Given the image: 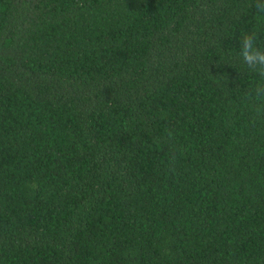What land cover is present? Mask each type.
Returning a JSON list of instances; mask_svg holds the SVG:
<instances>
[{"label": "trees", "instance_id": "trees-1", "mask_svg": "<svg viewBox=\"0 0 264 264\" xmlns=\"http://www.w3.org/2000/svg\"><path fill=\"white\" fill-rule=\"evenodd\" d=\"M254 0H0V264H264Z\"/></svg>", "mask_w": 264, "mask_h": 264}, {"label": "clouds", "instance_id": "clouds-1", "mask_svg": "<svg viewBox=\"0 0 264 264\" xmlns=\"http://www.w3.org/2000/svg\"><path fill=\"white\" fill-rule=\"evenodd\" d=\"M254 7L258 14L264 15V0H254ZM239 58L264 81V50L257 46L256 32H246L242 35ZM248 97L254 102L258 112L264 111V83L251 89Z\"/></svg>", "mask_w": 264, "mask_h": 264}]
</instances>
